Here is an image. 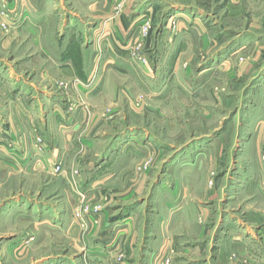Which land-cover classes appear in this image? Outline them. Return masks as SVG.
Returning a JSON list of instances; mask_svg holds the SVG:
<instances>
[{
    "label": "crops",
    "instance_id": "crops-1",
    "mask_svg": "<svg viewBox=\"0 0 264 264\" xmlns=\"http://www.w3.org/2000/svg\"><path fill=\"white\" fill-rule=\"evenodd\" d=\"M119 1L122 5L117 9ZM218 2L212 12L203 0H0V12L7 3L11 17L16 15L15 22L20 21L16 23L18 28H12L0 42V51L17 52L11 61L0 52V175L4 176L0 190L7 189L11 181L28 177L47 181L55 195L54 201L44 200L41 191L30 197L20 186L3 192L0 260L27 259L40 237L39 231L44 230L55 239L51 240L55 249L38 254L31 264H169L165 263L169 255L170 264H230L227 256L237 248L243 249L244 259L264 264L261 138L244 139L238 146L241 156L228 157V172L218 176L212 187L206 185V159L184 162L183 174L178 175L185 187L183 193L181 189L157 191L153 208L148 209L123 204L131 193L125 191L134 190L133 178L124 170L130 160L114 157L121 155L116 151L119 139L109 146L106 137L107 128L121 120L118 104L125 84L121 77L132 82V90L146 91L153 97L166 95L165 87L177 84L175 79L167 81V77L172 68L174 72L183 69L184 52L195 46L211 47L216 54L222 51L220 31L228 27L221 21L230 19L238 0ZM221 15L226 16L222 19ZM159 16L164 19L157 23L158 31H150L145 48L153 55L159 54L160 61L144 68L130 63L127 45L139 35L145 20L155 22ZM171 22L183 32L166 44L165 36L172 33L168 26ZM240 34L245 35L244 39L224 47L220 56H232L235 47L252 43L248 39L252 35L236 32ZM174 54L175 58L168 60ZM220 59L212 57L207 69L214 68ZM28 65L33 77L25 75L27 69L23 67ZM55 77L70 83L72 94L56 86ZM103 102L113 106L111 113H102ZM34 126L47 135L41 153L34 148ZM101 149L105 151H97ZM85 152L90 156L85 158ZM249 153L253 154L244 156ZM221 159L219 156L212 163L217 169ZM60 162L66 172L54 175L53 165ZM175 165L171 159L166 172ZM224 176L225 184L218 186ZM119 180L127 183L123 189L117 188ZM142 186L145 183L137 188L138 196L145 192ZM188 188L198 200L205 198L203 203L209 198H220L224 203L217 208L202 207V202L197 203L187 194ZM106 196L112 197L114 204L103 203L99 226L83 232L74 225L77 202ZM199 216L205 218L204 224Z\"/></svg>",
    "mask_w": 264,
    "mask_h": 264
},
{
    "label": "rangeland",
    "instance_id": "rangeland-1",
    "mask_svg": "<svg viewBox=\"0 0 264 264\" xmlns=\"http://www.w3.org/2000/svg\"><path fill=\"white\" fill-rule=\"evenodd\" d=\"M218 3V0H203L205 8L212 12H214L215 5ZM237 3L238 5L231 9L233 12L230 19L221 21V24L225 23L228 30L221 29L220 31V49L223 51V48L230 43L233 44L240 38L244 39L245 35H236V32L239 31H242L243 34L252 35V38H248L252 43L243 47H241L242 45L235 47L232 56L231 54L220 56L219 54L222 51L216 54L215 49L212 50L211 47L202 49L200 46H195L191 51L184 52L183 62L181 63L183 71L177 70V72H174V68H172V73L170 72L167 77V81L175 79L177 81L176 86L165 87L167 90L166 95L162 93L156 95L157 97H153L146 91L132 90V82H128L127 77H121L125 80L121 93V103L118 104V107L122 110V116L116 126L107 128L108 135L106 137L109 146L110 144L112 146L114 141L119 139L120 146L116 151L120 152L121 155H114V157L130 160L129 164H125L124 170L128 171L127 175L130 178H133L131 182L134 184V190L125 191V194L131 193L126 195V201H122L123 204L144 205L145 208L151 209L153 208L154 194L157 191L181 189L183 193L185 187L183 182L179 181L178 175L183 174L184 162L186 164L206 159L208 163L207 167L205 165L208 174L205 176L207 179L206 185L212 187L218 176L228 172L230 167L227 164L230 161L228 157L239 158L241 156L238 153V146L242 144L244 139L248 136H251L252 141L261 138V144L264 145V131L262 129L264 128V0L260 2L259 0H238ZM121 5L120 1L117 2V9ZM2 8L3 10L0 12V42L4 41L7 37L6 34L12 28L18 26L16 23L19 21L16 20L17 22H15L14 17L16 15L11 17L12 11L7 3L3 4ZM149 12L151 13L152 9ZM228 12L230 13V10ZM225 16L221 15V18L223 19ZM180 17L181 15L177 16L176 19ZM163 19L162 16H159L157 17L158 21L153 22L151 18L144 21L143 26H148L146 37L142 36L144 27L141 26L139 35L127 45L126 49L128 50L130 63L133 62L134 65L144 68V66L160 61L159 54L153 55L151 52H147L145 46L150 31L152 30L154 33L158 31L156 29L157 23L160 24ZM257 25L260 27H257ZM168 26L172 33L170 36L169 34L164 36L166 37V44H171L183 30L178 28V24H174L175 28H173V22H171V25L169 23ZM140 41L142 47L138 45ZM2 51H0L1 56L5 60L11 61L17 57V52L11 54L7 52L8 50L2 49ZM134 52H136V57L133 56ZM212 57H220L221 59L216 62L214 68L207 69V67H211L209 65L212 62ZM174 58L175 54L168 56V60ZM21 64L22 62L18 66L20 67ZM28 66L23 67L27 71H22V73L25 72L26 76L33 77L31 67ZM161 79L164 78L161 77ZM54 81H57L56 86L63 88L67 95L72 94L70 83L56 77ZM103 103L100 106V109H103L102 113H111L113 106H108L107 102ZM63 126L65 125L63 124ZM34 131L36 132L34 148L37 151L41 148L44 150L47 135L42 133L38 126H34ZM133 136L135 137L132 138ZM39 138H42V141H39ZM2 140L3 131L0 127V141ZM127 144L132 148H127ZM107 149L109 152L108 146ZM97 151L103 153L105 150ZM92 152L95 154L96 151L91 150ZM90 154L87 153L85 158ZM252 154H244V156H251ZM219 156L222 159L217 169L216 165L212 163ZM262 156L264 158V154ZM171 159L176 162V165L168 173L166 169L170 165ZM58 164L53 165L52 173L54 175L66 172L63 163L60 164L63 170L56 172L54 168ZM3 177L0 175V181H4ZM22 179V181L16 179L9 182L7 189L20 186L23 193L28 194L30 197L35 196L37 191H41L45 194L44 200L54 201L55 195L52 193V185L47 181L42 183L39 181L41 179L34 181L33 178L28 177L26 179L22 177ZM225 182L226 177L224 176L222 181L218 182V186L225 184ZM144 183L145 186L144 188L142 186V189L145 192L143 194L142 191V194L138 196L139 191L137 188ZM126 184V181L122 184L121 180L116 183L118 189H123ZM5 189L0 190V199L3 192L8 191ZM187 194L193 197L195 195L194 193L190 194L189 188ZM183 196L181 195V200ZM115 198H119V196L116 195ZM194 198L198 200L197 197ZM105 201L107 205L114 204L110 196L88 203L85 201L77 202L73 212L74 225L83 232H91L94 227L99 226L101 224L100 212ZM204 201L205 198L198 200L197 203L202 202V207L210 205V208H217V205H223L224 203L220 198H209L203 203ZM85 206H88L90 210L95 206L97 207L95 211L86 213L83 220L76 218L75 210ZM262 212L264 213V209H262ZM147 214L149 213L147 212ZM198 220L201 224L206 222L203 216H199ZM17 225H15L16 228ZM26 226L30 231L31 223L28 222ZM24 228H21V230ZM19 229L17 228V230ZM0 231H4L1 226ZM39 234L40 237L34 243L35 245L31 247L27 259L10 262L2 259L0 264H31V259L38 256V254H48L52 249H55L52 243L55 239H52L49 233L42 230L39 231ZM64 247L67 249L66 245ZM58 248H63V246ZM243 253V249L232 250L227 256L228 262L230 264H254L244 259ZM170 256L169 259H165V263L170 264L172 260V256Z\"/></svg>",
    "mask_w": 264,
    "mask_h": 264
},
{
    "label": "built area",
    "instance_id": "built-area-1",
    "mask_svg": "<svg viewBox=\"0 0 264 264\" xmlns=\"http://www.w3.org/2000/svg\"><path fill=\"white\" fill-rule=\"evenodd\" d=\"M143 27H144V26H143ZM173 28H175V27H174V22H173ZM147 31H148V26L146 25V26L143 28V30H142V36H143L144 38L146 37ZM144 38H143V39H144ZM143 41H144V40H143ZM138 45H139V47H142V43H141V41L138 42ZM133 56L136 57V52L133 53ZM141 59H142V58H141ZM40 135H41V134H40ZM39 137H40V136H39ZM39 141H42V138H39ZM40 151L42 152L43 149H42V148L39 149L38 152H40ZM60 164H62V163H59L58 165H55L54 170H55L56 172H61V171L63 170V167H62V165H60ZM75 173L79 175V172H78V171H76ZM96 207H97V206L93 207L91 210H90V208H89L88 206H85V207H82V208H78L77 210H75V212H76V218H78V219H80V220H83L85 214H86V213H90V211H95Z\"/></svg>",
    "mask_w": 264,
    "mask_h": 264
}]
</instances>
